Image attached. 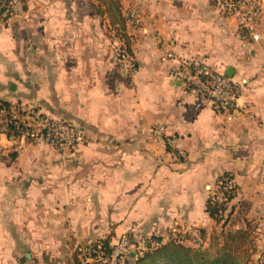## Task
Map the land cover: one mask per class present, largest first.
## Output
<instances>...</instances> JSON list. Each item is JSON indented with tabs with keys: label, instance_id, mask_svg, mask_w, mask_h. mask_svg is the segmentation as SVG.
Masks as SVG:
<instances>
[{
	"label": "crops",
	"instance_id": "0c3cea01",
	"mask_svg": "<svg viewBox=\"0 0 264 264\" xmlns=\"http://www.w3.org/2000/svg\"><path fill=\"white\" fill-rule=\"evenodd\" d=\"M119 2L134 71L105 35L121 25L76 0H15L8 20L0 12V101L81 137L64 150L0 137V264H73L122 238L131 252L176 235L195 248L229 227L264 254V0H245L257 11L247 27L214 0ZM184 62L229 71L241 110L215 113L191 95L174 76ZM225 175L238 190L220 229L207 204Z\"/></svg>",
	"mask_w": 264,
	"mask_h": 264
},
{
	"label": "built area",
	"instance_id": "2783aa9c",
	"mask_svg": "<svg viewBox=\"0 0 264 264\" xmlns=\"http://www.w3.org/2000/svg\"><path fill=\"white\" fill-rule=\"evenodd\" d=\"M15 0H0V12L7 17V13L13 9ZM214 4L219 9L237 16L241 20V25L247 27L257 16L254 7H250L245 0H214ZM132 19H137L134 15ZM136 23L139 22L136 20ZM115 60L124 68L134 71L133 59L128 48L123 44L122 38H115ZM184 84L187 91L201 99L207 101L215 113H235L241 110L240 100L243 95V87L225 74L213 69L204 63L184 62L179 66L174 75ZM153 133L159 136L161 129H155ZM5 136L10 142L16 141H36L42 142L59 149H73L81 141L79 132L69 123L57 121L49 117L42 116L34 109L24 110L19 107H4L0 101V137ZM167 144L177 145L176 139H168ZM182 158L186 157L184 152H180ZM237 185L235 179L230 175L221 178L218 189L213 195L219 206L229 205L230 197L237 196ZM233 199V200H234ZM232 200V201H233ZM169 241L181 243L183 237L173 236ZM163 243L148 239L134 248L133 252H128L131 247L129 240L122 238L113 248V263H118L125 256H144L145 253L159 248Z\"/></svg>",
	"mask_w": 264,
	"mask_h": 264
},
{
	"label": "trees",
	"instance_id": "16d2710c",
	"mask_svg": "<svg viewBox=\"0 0 264 264\" xmlns=\"http://www.w3.org/2000/svg\"><path fill=\"white\" fill-rule=\"evenodd\" d=\"M97 3L99 5L93 7L97 14L101 17L107 16L112 28L121 25V28L116 27V31L118 34H122L125 30V23L121 18L119 0H97ZM103 6L105 9H103ZM8 18L9 16L6 17V20ZM7 105L3 103V106L8 108ZM233 199L234 196L230 197V203ZM230 209L229 205L219 206L214 197H211L207 204V212L210 217L216 222H223L225 226L229 224L233 214ZM223 237L226 239L227 244L225 243L217 253L212 252L213 245L209 249H195L185 246L183 242L168 241L159 248L145 253L142 257L136 258L135 255H130V257L137 259L134 264H243L238 259L237 254L238 250L244 251L248 244L251 246L253 241H251L249 232L237 231L235 234L230 233ZM89 253V257L82 253H76L73 256V264H90L87 262L88 259L106 260L107 264L112 258L113 247L108 242H104L99 247L96 246L89 250Z\"/></svg>",
	"mask_w": 264,
	"mask_h": 264
},
{
	"label": "rangeland",
	"instance_id": "374dc122",
	"mask_svg": "<svg viewBox=\"0 0 264 264\" xmlns=\"http://www.w3.org/2000/svg\"><path fill=\"white\" fill-rule=\"evenodd\" d=\"M19 2H22V3L24 2L25 3L26 0H19ZM76 3H77V5L79 6V8L81 10H83V8H81V7H83V5H86V7L88 6L89 7V12H92V11L96 12L93 7H94V5H99L97 3V0H76ZM14 8H15V4H14L13 9H11L9 13H7V17L9 16V18H10L12 16V14L14 13ZM99 20L104 22L107 19L104 18V17L99 16ZM106 32H107V34H105V35L108 36L109 38L113 39L114 42H115V39L113 37L114 36L117 37L118 32L117 31L115 32V31L110 30V29L106 30ZM114 52H115V46L113 44L112 53H114ZM216 224H218L220 229L221 228L224 229V228L228 227L230 223L228 225H226V226L223 224V222H216ZM231 224H233V223H231ZM231 230L232 229H230V227H229V228H227L226 231H223V234H221V237H217L216 236L215 239H211V241L209 240L207 243L204 242V243L200 244L199 246H196L195 243L192 242L191 246L195 247V249H198V248L209 249V247L206 246V245H208L210 243V244L213 245L212 252L213 253H217L225 245V243L227 244V241H226V239H224L223 236L224 235L227 236L230 233H233V234L236 233V230H232V231ZM252 239L253 238H251V241H253V242H252L251 246H250V244H248L245 247L244 251L238 250L237 257L243 264H264V254H262V251L257 250V241L252 240ZM255 247H256V249H255ZM128 252L129 253L131 252L130 248L128 249ZM82 254L86 255V256L90 255L89 250L85 251ZM136 258H139V257H136ZM105 261L106 260H102V259H97V260L90 259L89 263L90 264H106ZM136 261H137V259L131 258L130 256L127 255L122 260H120V262H118V263H113V262L110 261L107 264H134Z\"/></svg>",
	"mask_w": 264,
	"mask_h": 264
},
{
	"label": "water",
	"instance_id": "95a60500",
	"mask_svg": "<svg viewBox=\"0 0 264 264\" xmlns=\"http://www.w3.org/2000/svg\"><path fill=\"white\" fill-rule=\"evenodd\" d=\"M227 76L231 78L232 74L228 71Z\"/></svg>",
	"mask_w": 264,
	"mask_h": 264
}]
</instances>
